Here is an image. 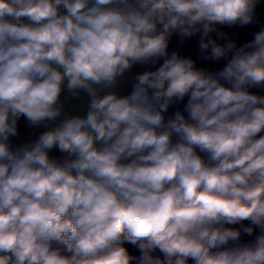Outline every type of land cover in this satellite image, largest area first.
Returning a JSON list of instances; mask_svg holds the SVG:
<instances>
[{
  "label": "clouds",
  "instance_id": "1",
  "mask_svg": "<svg viewBox=\"0 0 264 264\" xmlns=\"http://www.w3.org/2000/svg\"><path fill=\"white\" fill-rule=\"evenodd\" d=\"M0 264H264V0H0Z\"/></svg>",
  "mask_w": 264,
  "mask_h": 264
}]
</instances>
